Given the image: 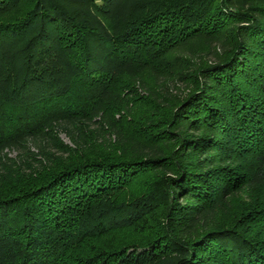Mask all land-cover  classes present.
Here are the masks:
<instances>
[{"label": "trees", "instance_id": "obj_1", "mask_svg": "<svg viewBox=\"0 0 264 264\" xmlns=\"http://www.w3.org/2000/svg\"><path fill=\"white\" fill-rule=\"evenodd\" d=\"M30 140L0 264H264V0H0V154Z\"/></svg>", "mask_w": 264, "mask_h": 264}, {"label": "rangeland", "instance_id": "obj_2", "mask_svg": "<svg viewBox=\"0 0 264 264\" xmlns=\"http://www.w3.org/2000/svg\"><path fill=\"white\" fill-rule=\"evenodd\" d=\"M57 136L62 143L71 145V142L67 137V133L64 132L63 129H59L57 131ZM41 149H45L50 153H58L47 142L43 143L40 140H30L25 142L23 147L19 146L17 148H8L0 154V171L1 168H6V166H8L7 164L11 162L14 165L13 167L19 166L27 172L29 168L24 164V162L26 161L28 164L33 165L35 159H40L39 151Z\"/></svg>", "mask_w": 264, "mask_h": 264}]
</instances>
